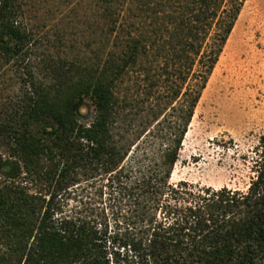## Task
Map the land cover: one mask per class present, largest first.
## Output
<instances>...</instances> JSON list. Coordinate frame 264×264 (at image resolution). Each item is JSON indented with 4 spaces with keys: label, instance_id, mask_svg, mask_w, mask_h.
I'll return each instance as SVG.
<instances>
[{
    "label": "trees",
    "instance_id": "trees-1",
    "mask_svg": "<svg viewBox=\"0 0 264 264\" xmlns=\"http://www.w3.org/2000/svg\"><path fill=\"white\" fill-rule=\"evenodd\" d=\"M243 2L95 0L105 43L94 59L38 63L20 2L0 0V64L22 84L0 114V264H264V135L245 190L169 182ZM130 70L143 72L155 100L141 152L115 132L116 88ZM162 99L169 112L159 119ZM86 100L94 115L84 123ZM44 161L48 198L22 184L42 177ZM79 172L103 174L115 227L104 211L62 210L55 198Z\"/></svg>",
    "mask_w": 264,
    "mask_h": 264
},
{
    "label": "rangeland",
    "instance_id": "rangeland-1",
    "mask_svg": "<svg viewBox=\"0 0 264 264\" xmlns=\"http://www.w3.org/2000/svg\"><path fill=\"white\" fill-rule=\"evenodd\" d=\"M18 1L20 20L34 38L35 62L42 63L43 58L94 59L105 43L95 0ZM15 70L10 64H0V114L20 93L22 84ZM151 74L157 79L158 71ZM147 84L142 71L130 70L116 88L115 132L134 140L131 151L149 148L145 134L156 123L148 114L155 100L145 96ZM159 90L164 91V87L156 92ZM159 102L161 119L169 108H164V99ZM80 114L81 122L92 119L89 100ZM263 135L264 0H244L194 108L169 182L184 180L194 186L245 190L256 173ZM50 166L44 161L39 180H23L29 192L49 197L51 187L45 173ZM105 181L103 174L79 172L55 199L59 198L64 213L94 219L102 217L103 211L108 215L113 200L103 187ZM117 207L114 203L113 208ZM110 216L109 226L115 227Z\"/></svg>",
    "mask_w": 264,
    "mask_h": 264
},
{
    "label": "bare ground",
    "instance_id": "bare-ground-1",
    "mask_svg": "<svg viewBox=\"0 0 264 264\" xmlns=\"http://www.w3.org/2000/svg\"><path fill=\"white\" fill-rule=\"evenodd\" d=\"M223 59V58H222Z\"/></svg>",
    "mask_w": 264,
    "mask_h": 264
}]
</instances>
